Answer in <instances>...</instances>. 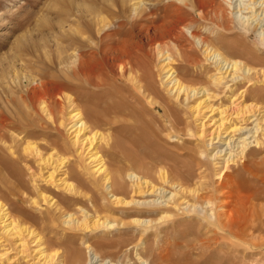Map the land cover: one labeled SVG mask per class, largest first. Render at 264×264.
Returning a JSON list of instances; mask_svg holds the SVG:
<instances>
[{
    "label": "rangeland",
    "instance_id": "obj_1",
    "mask_svg": "<svg viewBox=\"0 0 264 264\" xmlns=\"http://www.w3.org/2000/svg\"><path fill=\"white\" fill-rule=\"evenodd\" d=\"M192 1L146 0L139 10L129 9L123 15L120 5L105 0H0V131L4 136L0 140V201L8 208L15 226L21 223L39 234L48 254L87 256L92 251L111 256V251L119 249V245L143 243L147 250L144 264H264V133L258 136L261 145L252 143L248 156L228 168L223 169L221 162L214 165L219 160L214 161L207 154L202 157L206 140L200 139L198 125L203 116L194 118L190 109L200 99L183 104V99L176 102L172 98L168 93L169 83L164 82L166 78L158 68L157 52H154V46H148L154 39L164 42L165 63L168 62L184 85L204 89L215 109L228 107L231 97L237 104L253 103L264 107V97L257 96V91L264 90V76L252 74L254 79L236 83L240 85L229 80L216 81L220 77L219 67L206 58L204 47L198 41L208 42L230 62L239 61L252 71L264 73V37L261 34L264 32V12L260 6L264 0H213L222 9L219 20H214L212 14L204 16L206 9L202 4L195 9L197 0L196 3ZM90 6L98 9L102 18L92 35L94 46L97 47L96 42L99 40L100 44L106 35L117 32V36L105 39L104 44L120 47L128 42L132 48L127 51H136L138 45L148 46L153 94H144L121 79L117 64L112 62H108L105 69L97 60L89 63L93 74L108 73L101 89L91 93V99H87L85 91L75 88L77 84L69 86L63 82L61 71L65 66L60 63L63 58L75 54L77 15L83 7ZM207 6L211 7V3ZM179 7L188 9L187 13H179ZM241 16L251 17L256 23L250 27L242 25ZM147 26L152 28L149 33L142 30ZM25 74L38 79V84L46 85L44 95L62 92L76 99L90 131L99 133L105 140L98 152L108 170L116 173L122 168L129 173H139L119 151L106 146L114 138L118 148L132 153L139 164L147 163L145 165L156 168L153 177L158 182V171L171 176V169H177L184 178V186L196 187L199 191L196 197L191 193H179L178 196L198 208L178 214L171 222L166 220L164 228L154 223V227L146 229L147 226L138 222H158L162 213L150 214L131 206L119 212V209L109 207V197L106 195V198L100 188L94 189L83 171L91 160L79 159L69 128L59 122L44 120L39 108L28 106L24 94L16 88ZM43 93L37 94L43 96ZM159 103H165L166 109ZM63 107L59 110L63 111ZM228 109L224 115L229 114L234 121L240 119L234 117L236 114H230L232 108ZM204 111L206 133L209 134L216 126L213 122L218 116L215 111ZM211 119L213 122L209 121ZM248 121L245 124L237 122V126L253 128L255 123ZM28 143L38 148L44 159L50 157L51 164L41 160L35 152H25L23 149ZM201 165H204L203 169L199 170ZM187 171L192 174L187 176ZM51 173L57 184L48 178ZM79 173L85 177L80 178ZM198 174L204 176L202 183ZM65 178L82 194L78 191L73 195L58 186L61 184L58 180ZM42 196L47 198L42 199ZM201 196H207L209 204H204ZM91 197L96 198L99 205L108 206L90 211L92 220L109 222L112 227L101 226L87 231L75 223L65 225L67 214L77 221L84 220L82 209L91 207ZM49 201L59 210L55 212ZM209 212L212 218L205 217ZM223 213L226 215L221 216ZM172 222L177 227H171ZM0 237V264H42L33 256L25 258L14 251L16 247L13 248L1 231Z\"/></svg>",
    "mask_w": 264,
    "mask_h": 264
},
{
    "label": "bare ground",
    "instance_id": "obj_2",
    "mask_svg": "<svg viewBox=\"0 0 264 264\" xmlns=\"http://www.w3.org/2000/svg\"><path fill=\"white\" fill-rule=\"evenodd\" d=\"M144 1L146 0H117V1L105 0V2H108V3L115 2L118 5H120V7L122 8L121 14L123 15L127 13V10L130 11L129 9L136 10V11L139 10L141 7H143ZM193 2L194 0L191 3ZM194 3H196V0ZM209 3H211V7L207 6ZM200 4H202V7L206 9V12H204L205 10L203 11L204 16H208L212 14L214 20H219V18L222 17V9L217 6L215 1L197 0V4L195 5L194 8L196 9L198 6H200ZM260 6L263 8L262 11L264 12V1L260 3ZM180 7L177 8V11L179 13L180 12L187 13V10H188L187 8H186L187 10H185L184 8H180ZM99 13L100 11L98 9L92 8L91 6L83 7L78 13L77 15L78 30H77V35L74 37V44H76V48H74L75 54L73 56L68 55L67 57L63 59L61 58L62 61L60 63V65L65 66L63 69V72L61 71V75L64 76V77H61V78H64L63 79L64 83H66L69 86H75V84H77L75 88L78 90L85 91L87 95V99L89 98L91 99L92 98L91 93L95 89H101V83L102 82L104 83L106 81V76H108V73L100 72L97 75H95V73L93 74L90 71L89 63L97 60L96 62L101 63V65L103 66V69H105L108 65V62H112L114 65L117 64L118 75L121 77V79L133 84L134 87L138 91L143 92L144 94L151 95L153 94L154 89L151 84L152 74H151V66H149L150 65L149 64L150 63L149 61L150 51L148 50V46L152 45L154 46L153 47L154 52L155 51L157 52L156 56L158 57H155V58L159 60V64H158L159 71L161 75H163L164 78H166L164 82L169 83L168 84L169 88L168 87L167 88H168V93L171 94L172 98L176 102L181 101V99H183V104L189 103L190 101L196 98L200 99V102L198 100L199 103L193 104L190 107V109L192 111L194 118L197 119L199 116L201 115L203 116L202 120H200L201 123L200 121H197V123L198 122L200 123L198 125L199 127L198 135L200 139L203 138V140L204 139L206 140L205 141L206 150L204 152H201L202 157L203 155L207 154L210 157V159L214 161L219 160L214 165L221 162L224 165L223 169H225V168H228L229 165L235 164L238 159L247 157L249 153L248 151H250L249 147L252 146L251 145L252 143L253 144L256 143L257 145L259 143L261 145V143L259 142L258 136L264 133L263 131L264 130V107H262L261 105L258 106L257 104H253V103L252 104H246V103L237 104L238 102H235L236 100L233 99V97H231L230 98L231 103L229 102L230 105L228 106L229 108H232L231 110L232 112L230 114L234 113L236 114L234 117L236 118L237 116V119L238 118L240 119L234 121L233 119L230 118V116H228L229 114L224 115L228 107L225 106L223 108L215 109V107L211 105L210 98L204 89H196V88L188 87L179 80L177 73L173 71L172 68H170L168 62L165 63L166 62L165 60L167 59V56L165 58V54L163 50L165 43L159 39H154L153 44H149L148 46L138 45V48H136V51L126 50L129 47L132 48V46H130L129 45L130 43L128 42L121 45L120 47H109V43L104 44L105 39L117 36L118 35L117 34L118 32H117L116 34L106 35L104 38L100 40V44H98L99 40L98 42H96L97 47L94 46L92 35L95 33V30L97 29L96 25H98L99 19L101 18ZM202 19L204 18L202 17ZM239 19L242 25H246L249 27L252 26L254 23H256L255 19L251 17L247 18V17L241 16V18ZM210 21H212V19ZM139 28L141 29V27ZM156 28L153 27V29H156ZM150 29H152L151 26L150 27L147 26V29H142V30H147L146 32L149 33ZM261 34L264 37V32H261ZM194 38L196 39V37ZM198 41L204 47V53H205L204 55H206V58H208V60H212L213 64L215 63V65L219 67L218 75H220V77L216 79V81L224 82L226 80H229L231 82H235L234 84H236L237 82H240L243 80L249 79L250 81V79L253 78L252 74L257 75L258 77L260 75L264 76L263 72L252 71L251 69L244 66L239 61H233V62L228 61L226 58H224V56L221 53L215 51L208 44V42L201 41V40H198ZM65 68H66V71H65ZM112 70L114 71V69ZM24 76L25 77L23 81L21 80L20 82H17L16 88L24 94L25 99L27 101V105L30 107L31 105H33L35 106V108L37 106L39 108L40 115H42V118L44 120L50 121L52 123L59 122L58 124L64 125L66 126V128H69L68 133H69V136L71 137L72 145L77 148L76 153L79 154V159L83 157V158H86L87 160H91L90 163L88 162L89 167L88 166L83 167V171L87 173L86 175L89 177V182L91 183L92 187L94 189L100 188L102 190L100 192H104L102 194L103 195L105 194L106 198L107 196L109 197V199H107L109 200L108 202L110 203L109 207L114 208L115 210L119 209V212H120V209L131 206L132 208L134 207V209L135 208L143 209L146 213H150V214L151 212H159V214L162 213V215H159L160 217L161 216L162 217L158 220V222H154V221L143 222L142 221L141 223L135 220L136 222L142 224L143 226H147L146 229L154 227L155 226L153 225L154 223L160 224L162 226L161 228H164V225H166L165 223L166 220L169 219L171 222L174 219V217L177 216L178 214H182L183 212L187 214V212L191 210L193 211L194 209L198 208V205L197 206L190 205V203L185 201V199H182L181 196H178L179 193H181L180 195L191 193L190 195L193 194V196L196 197L199 195L198 194L199 191L196 190V187H194L195 188L194 189V188L184 186L183 184L184 178L177 169H174V168L171 169V176L164 174V172L161 173V171H158L159 173L158 175L159 182H158L155 179V177H153L156 171V168H154L153 166L149 167L145 165L147 163H145L144 165L139 164L138 163L139 160L137 161L134 158V155L132 153L127 152L125 150H120L118 148L117 141L114 138L111 140L112 143L107 142L106 146L110 149H113L114 151H119L121 153L120 156L125 157V159L128 160L129 163H131L129 165L139 170V173H134V172L129 173L127 171H124L122 168L118 169L116 173L108 170L106 164L104 163L103 158L99 156V152H98L100 144H102L103 141L105 142V140L100 136L99 133L97 132L92 133L90 131L89 126L84 117V112L82 111L81 107L77 106L76 99L73 96H67L66 94L62 92L58 93L57 95H54V93H45L44 95L43 92L46 86V85L44 86V83L39 82L38 84V79H36L35 77H32L31 75L25 74ZM236 85H240V83ZM39 92L40 94L43 93V96L38 95L37 93ZM88 93L90 94L88 95ZM257 96L259 98L264 97V90L257 91ZM159 104L161 107L165 108V103L163 104L159 103ZM60 107L61 108L63 107L64 110L63 111L59 110ZM204 110H207L208 112L215 111V113L218 116L216 120L214 119V122H213V119L209 120L213 122L214 125L216 124V126L213 125L214 130L209 134L206 133V123L204 122L206 120V119L204 120L206 116L203 115V113L205 112ZM228 111L230 110L228 109ZM248 120L255 123V126H253V128L242 127V125H240V124L247 123ZM237 122L238 123L240 122L238 126H237ZM226 123H227V126L225 125ZM236 132L238 133L235 134ZM2 137L4 136L2 135L0 131V140H3ZM28 144L29 145H26V148L23 149L25 152L26 151L27 152L29 151V153L35 152V155L40 157L41 160H43L44 162L47 161L50 163L52 161V160L49 161L51 159L50 157L47 159H44V157L41 155V152L39 151L38 148L33 147L31 143H28ZM224 147H227V149L224 150L223 149ZM208 149H210V152L207 151ZM79 159H78V162H79ZM86 159L85 161L87 162ZM203 166L204 165H201L199 167V170H202ZM57 167H56V170L58 169ZM187 168H190V167L188 166ZM79 169L80 168H78V170ZM53 173H51L48 177L50 178V181H53L54 179ZM218 173L221 174L220 172ZM191 174L192 172L187 171V176H190ZM79 176L80 178H82V177H85V174L79 173ZM197 178L201 182V180L204 179V176L198 174ZM218 178L219 179L221 178L220 175ZM60 182L61 184H59ZM54 184H57V183H54ZM58 184H59L58 186H61V188H64V190L70 191L71 194L73 195H77L79 192L80 194H82L81 191L78 190L79 191L78 192L75 190V188L71 185L72 183L68 184V181L66 180V178L59 179ZM166 187H169L171 189L173 188L174 190L168 191L165 189ZM199 189H200V186H199ZM103 195H102V198H103ZM126 195H128L129 198ZM201 197H203L201 199L204 201V204L205 203L206 205L209 204V200L207 196L205 197L201 196ZM43 198H47V197L42 196V199ZM89 200H90L91 207L89 209H82L83 214H84V220L77 221L73 218L72 215L67 214L65 217L67 218L65 220V225L66 224L71 225L75 223L77 224L78 227H81L87 231H94L100 228L101 226H107L109 228L112 227V225L109 222L104 224V223H101L100 221L92 220L93 217L90 211L91 212L94 210L99 211L100 209L102 210V209H105L106 207L108 208V206H104L102 204L99 205L96 198L91 197ZM194 200H197V199H194ZM49 203H50L49 206H52L56 209L55 212L59 210L58 209L59 207L55 206L56 204L51 203V201H49ZM137 211L139 212V210ZM196 213L200 215V213L198 212ZM139 215L137 214V216ZM141 215H142V212H141ZM224 215L226 214L225 213L221 214V216H224ZM210 216H211V213L209 212V214L207 213L205 217L212 218ZM132 224H133V221H132ZM176 225L177 224L175 222H172L171 227L175 228L177 227ZM140 228H138L139 231H140ZM83 229H80V231L81 230L83 231ZM0 231L2 235L5 236V238L8 241L11 242L13 248L16 247L14 248L15 249L14 251H16L17 253H19L25 258H30V256H33L39 263H42V264H144L147 261L146 259H144V256L147 254V250L144 247L145 244L143 243L141 245H135V246H132V244L131 245L129 244L126 246L119 245V249L111 251V256L97 254L92 251H89L87 256H83V255L69 256L67 254H61V253L59 254L56 252L53 254H50V253L48 254L44 248L43 240L40 238L39 234L31 230L30 228L25 227L21 223L15 226L14 222L12 221L8 208H6V206L3 203H1V201H0ZM32 244L35 245L33 248L31 247ZM122 247H124V249ZM149 263L153 264V262H149Z\"/></svg>",
    "mask_w": 264,
    "mask_h": 264
}]
</instances>
